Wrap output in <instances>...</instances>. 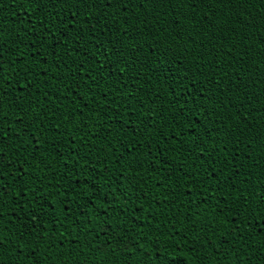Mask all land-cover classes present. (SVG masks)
<instances>
[{
    "label": "trees",
    "instance_id": "16d2710c",
    "mask_svg": "<svg viewBox=\"0 0 264 264\" xmlns=\"http://www.w3.org/2000/svg\"><path fill=\"white\" fill-rule=\"evenodd\" d=\"M92 13L78 51L53 60L33 27L48 21L26 0H0L6 70L17 61L6 85L15 107L0 125L5 184L10 194L22 184L23 162L35 188L24 199L48 213L42 224L28 214L38 221L29 234L6 198L3 264H28L21 245L37 248L41 264H264V232L254 226L264 223V0H105ZM161 55L186 71L187 91L173 90ZM88 76L96 82L85 84ZM81 110L83 119L60 118ZM34 111L42 127L13 123ZM83 124L90 131H74ZM210 166L218 186L202 179ZM106 221L109 235L122 228L134 247L104 243Z\"/></svg>",
    "mask_w": 264,
    "mask_h": 264
},
{
    "label": "snow or ice",
    "instance_id": "6c2138e0",
    "mask_svg": "<svg viewBox=\"0 0 264 264\" xmlns=\"http://www.w3.org/2000/svg\"><path fill=\"white\" fill-rule=\"evenodd\" d=\"M27 4L30 6L32 13H39L40 20L48 21V23H43L42 27H36L35 31L37 34H39L41 31L44 32V37L42 39H45L48 43V50L49 55L52 57L53 60L57 59H63V56L68 55L70 52H76L78 51V45L81 40L85 38V36L89 35V33L85 30V20L84 17L88 16L91 17L93 15L92 9L97 7L98 4L103 5L105 3V0H26ZM128 0H107V6L108 7H114L116 5L123 4L125 7H127ZM194 7V6H193ZM73 9H76L74 12ZM86 9V10H83ZM71 13V15H69ZM77 17H80L77 19ZM31 19V17H30ZM91 21L89 20L88 23ZM49 24H51V29L49 28ZM95 27L93 26V31H95ZM132 39H135V37H130ZM29 39H32L29 37ZM98 40V38H97ZM39 41L36 39H32V46H33V54H35V44ZM87 43V41H86ZM71 45V47H68L67 45ZM99 47V44L97 45ZM63 49V51H62ZM109 53L105 52V55L107 56ZM122 55V53H121ZM160 59H162L164 62L159 65V68L161 72L169 74L171 77V85L173 90L176 88H181L182 91H187L189 87H191V84H185V81L188 80V76L186 74V71L179 67L175 61H169L166 56L161 55ZM47 62V61H45ZM134 63V61H133ZM5 57L3 52V47L0 46V125H4L7 121L8 113L6 109H12L15 107L14 101H12L9 97V93L6 90V85L8 87H11L12 85V78L16 72V65L17 61L13 60L11 67L6 70L5 68ZM59 66V65H57ZM83 67V65H81ZM127 65H125V68ZM92 69H87L86 71L81 72V77L83 78L86 73H90ZM124 68L121 69V74H123ZM101 78H103L101 76ZM88 80H92L93 83H95V79L91 76H88L86 80H84V83L87 84ZM93 91V89L89 88L88 92L89 94ZM107 94V93H106ZM177 104L180 105V113L183 114V107L185 104H187V100L183 101L181 103V94L179 92L175 93ZM47 97H45L46 99ZM82 98V97H81ZM196 94L190 93L188 99H191L195 101ZM122 99V98H121ZM74 103V101H73ZM110 106V105H109ZM197 111H199V106L196 105ZM191 110V109H189ZM40 113L39 112H33L31 115H28L27 113H24L22 115L17 116L16 121H13V123H16L21 131H23L25 128L29 127L30 125L36 123L37 127H42L43 120L40 119ZM74 115H80L82 116V110L81 112H75L70 111L68 113H64L60 118L62 120L70 121L72 119V116ZM193 116L196 115L195 112L192 113ZM43 116L45 119H47V113H43ZM194 128L195 125H192ZM59 128V126H57ZM89 130L90 128L87 124L77 125V127L74 129V131H83V130ZM10 130V129H9ZM4 136L7 135V131L3 133ZM95 135V133H93ZM174 139L178 142L179 141V133L176 134ZM2 143V141H0ZM39 143V142H37ZM75 139H72L71 145L66 144L65 147H74L75 146ZM182 143V142H180ZM223 140L218 141V144H222ZM3 148L0 147V264H3V251H4V243H5V231H11L10 227L8 225L11 224V221L13 219V216H8V223H5V216L7 213L5 212V203L6 198L7 201H12L13 198H15L16 203L12 205L8 211L15 214L17 209L22 211L25 214V225L24 228L25 231H28L29 234L32 233L33 227L37 224L36 219L27 218L29 213H32V215L39 217V223H43L45 219H47L48 213L44 206L40 207H33L29 200L34 199V196L29 197V200H25L24 196L28 195L29 192H34L35 188L29 189L28 188V180H23V177L26 176L27 170L23 167V162L19 165H17V170L19 172V175L17 176L18 180L22 181L21 185H18L16 190H14L11 194L9 192L10 185L5 184L6 180V169L10 165H8V162L5 161L3 157ZM74 155H78V153H73ZM203 153H200L198 155H202ZM63 155V153H61ZM187 159V158H186ZM223 162V161H221ZM215 161H213V164ZM106 164H102L101 167H106ZM233 169L235 170V165H233ZM95 169H93V172ZM193 172L195 173V168L193 169ZM88 179H91V174L87 177ZM31 179V178H30ZM81 179H85V177H81ZM206 179L210 182V184L214 185H220V181L216 177V172L214 169L211 168V166L207 169V176L202 178ZM225 181H227L228 177L224 178ZM40 180V177H36L34 180H31V183L33 185L36 184L37 181ZM188 182H192V177L189 176L188 181H186V184ZM95 185H90V188H94ZM231 187V185H229ZM95 194V193H93ZM214 194V193H213ZM134 195V193H133ZM128 198V194L124 195V199L126 200ZM147 199V197H144ZM41 202L43 204V197L40 198ZM110 206L108 202L103 203V207L107 209ZM141 210H143V206H140ZM261 219H264V217H261ZM91 223V221H88ZM112 221H106V240L104 243L108 244L109 247L112 245H121L125 247H134L130 244V242H127L124 240L123 229L121 228L120 232H117L115 235H109L108 232L115 231L111 228ZM255 227H258L260 231L264 232V223H257L254 225ZM176 235H179L178 233ZM22 238V236L20 237ZM180 241H176V243L173 245V247L179 246ZM25 247H27V253L24 252ZM49 247H55V243H52L49 245ZM20 253L22 255H30L32 257L31 260L28 261V264H41L40 257L37 256V248L28 246V245H21L20 247ZM188 253H180V257H187ZM13 264H16L15 261H13ZM186 264V262H184Z\"/></svg>",
    "mask_w": 264,
    "mask_h": 264
}]
</instances>
